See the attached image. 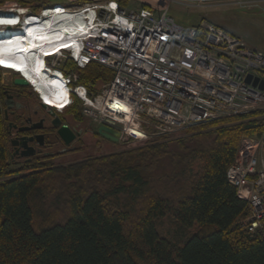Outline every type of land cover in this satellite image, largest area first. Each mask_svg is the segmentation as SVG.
I'll return each mask as SVG.
<instances>
[{"label": "trees", "instance_id": "trees-1", "mask_svg": "<svg viewBox=\"0 0 264 264\" xmlns=\"http://www.w3.org/2000/svg\"><path fill=\"white\" fill-rule=\"evenodd\" d=\"M119 1L127 6L129 0ZM77 73L74 83L91 89L114 75L96 62ZM12 90L36 97L31 86L0 85V264H264V233L240 226L249 208L227 177L245 136L264 144V112L229 119L173 146L153 144L47 170L34 157L24 161L36 160L33 167L10 169L4 108ZM65 111L84 121L80 99ZM62 207L68 215L57 220ZM167 215L196 231L183 242L161 235L157 221Z\"/></svg>", "mask_w": 264, "mask_h": 264}, {"label": "built area", "instance_id": "built-area-1", "mask_svg": "<svg viewBox=\"0 0 264 264\" xmlns=\"http://www.w3.org/2000/svg\"><path fill=\"white\" fill-rule=\"evenodd\" d=\"M52 6L56 9L59 4ZM62 7L75 12L94 9L95 26L80 35L79 57L73 48L45 54V69L62 75L70 89V105L80 99L82 117L96 133L105 125L119 133L118 141L141 142L264 110V88H260L264 52L248 47L224 27L210 22L185 26L170 17L167 9H135L118 0ZM70 60L72 66H68ZM91 62L114 72L95 89L74 83L79 78L77 68ZM249 74L251 82L246 80ZM255 77L260 79L256 85ZM31 83L41 106L43 94ZM227 177L249 208L240 226L249 233H264L263 138L242 139Z\"/></svg>", "mask_w": 264, "mask_h": 264}, {"label": "rangeland", "instance_id": "rangeland-1", "mask_svg": "<svg viewBox=\"0 0 264 264\" xmlns=\"http://www.w3.org/2000/svg\"><path fill=\"white\" fill-rule=\"evenodd\" d=\"M59 1L57 0H0V12H21L22 15L26 14H40L45 8L48 6H52ZM130 2V1H128ZM92 3V2H89ZM69 7H73L75 5H79L77 1H68L67 2ZM86 4V3H84ZM83 5V4H82ZM162 7L166 6V2H162ZM129 7L138 9L141 7V4L138 0L131 1L129 4ZM154 7V6H153ZM156 8V7H154ZM158 9V8H156ZM167 9V14L172 17L176 22L183 24L185 26H192L193 24L197 23L198 21L202 20L203 17L217 21L219 17H223V15L226 13L224 8L221 7H201V6H187L179 2H169V6ZM165 10V9H161ZM237 16H251L254 17L257 16L255 13H246L243 10L236 11ZM263 17H260L262 20H264ZM206 19V20H207ZM12 29H7V27H3L0 29L3 30H19L21 29V25L18 26H12ZM253 26H247L249 28L250 33L248 34L249 40L252 43V41L257 48L264 50V26L260 27L256 30V28H252ZM256 30V31H255ZM260 33H259V31ZM2 67V68H1ZM4 68V69H3ZM17 70H13L11 68H6V66H3L0 63V85L6 86V87H14V80L18 76L17 73H15ZM103 83H100L99 86H101ZM13 91V90H12ZM17 99H21L18 97L17 92H11ZM21 95V94H20ZM36 95V94H35ZM23 97L24 101H26L29 106L32 109L40 110L48 113V109H43L38 103L36 102L37 96L34 98L33 95L29 94L27 92L23 93L21 95ZM54 104V103H51ZM65 111V110H64ZM63 111V112H64ZM57 115L61 117V119H66V123H68L71 127L77 128V129H83V133L81 136H79L75 141H73L69 145V149L66 152L59 153L57 150L62 148L60 146L58 149H54L55 154L51 157H37V161L41 160L46 164L44 169H50L53 167H60L65 165H70L72 163H77L81 161H87L92 160L97 157L101 156H109L113 154H117L120 152H128V151H135L139 150L143 147H146L148 145L153 144H168L170 146H173V144L178 143V141L183 139H188L192 135H197L204 132H210L214 129H217L218 127H221L222 125H227L231 121L229 119H234L236 117L243 116L245 114H254L256 112H248V113H238L234 114L230 117L218 119L215 121H210L208 123H203L196 125L192 128L178 131V132H171L163 135H155L150 137L147 140L141 141V142H131V141H113L110 139H107L99 134L96 133V131H93L91 124L84 120L79 121L74 119L73 116L69 114H65L63 112L55 111ZM66 112V111H65ZM261 112H264L262 110ZM62 113V114H61ZM264 116V114H263ZM228 120V121H227ZM64 122V121H63ZM202 125H208L203 128ZM198 126V127H197ZM245 137H254L257 139H261V137L257 136H245ZM11 147V146H10ZM36 159V158H35ZM37 161L31 162V163H25L23 160L19 161H13L11 160V166H9L10 169L12 168H20L24 170L28 167H33V165H37ZM172 185V183H170ZM159 188L162 189L159 185ZM57 220H61L62 218L66 217L68 215L66 208L62 207V212L56 213ZM157 228L161 235L166 236L173 241H185L193 232L196 231V228H182L176 219L172 215H167L157 221Z\"/></svg>", "mask_w": 264, "mask_h": 264}, {"label": "bare ground", "instance_id": "bare-ground-1", "mask_svg": "<svg viewBox=\"0 0 264 264\" xmlns=\"http://www.w3.org/2000/svg\"><path fill=\"white\" fill-rule=\"evenodd\" d=\"M0 14L2 18H14L18 21L12 25L0 24V28L22 26L19 30L0 29V63L6 68L22 72L34 82L42 92L46 105L58 109L67 108L71 103L70 89L66 87L60 73L51 75L46 71L44 57L45 54H58L71 48L79 57L80 35L95 26V10L89 7L75 12L59 5L56 9L55 6L51 10L45 8L38 15H22L21 12ZM10 64L17 65V68L7 66Z\"/></svg>", "mask_w": 264, "mask_h": 264}, {"label": "flooded vegetation", "instance_id": "flooded-vegetation-1", "mask_svg": "<svg viewBox=\"0 0 264 264\" xmlns=\"http://www.w3.org/2000/svg\"><path fill=\"white\" fill-rule=\"evenodd\" d=\"M13 95V94H12ZM17 99L13 95V100L11 99L12 105L7 108L5 104L4 113L7 122V129L9 135V141L11 144L12 140H19L17 146L11 145V158L13 161H30L34 157H51L55 154L54 149H58L60 146L62 148L58 149L59 153L66 152L69 149V145H65L64 142L57 136L56 129L52 126V120L54 116L53 113L49 114L44 111L32 109L29 104L24 101L23 97L18 94ZM51 105V104H50ZM32 119L31 121L29 119ZM41 119H45L42 128H35L29 130H19L20 127H29L32 123L39 122ZM44 135V145L40 146L37 140V135ZM22 137H33L32 140H27L28 144L36 149V153L29 157L21 156L22 148L20 144L22 142Z\"/></svg>", "mask_w": 264, "mask_h": 264}, {"label": "crops", "instance_id": "crops-1", "mask_svg": "<svg viewBox=\"0 0 264 264\" xmlns=\"http://www.w3.org/2000/svg\"><path fill=\"white\" fill-rule=\"evenodd\" d=\"M59 1L56 4L59 5H68V1H80V0H57ZM92 3H107L108 1L111 0H89ZM119 1V0H118ZM127 6L131 3V1L134 0H129ZM141 4V7L143 5L147 6H154L158 8L159 10L161 9H166L169 6V2H179L187 6H201V7H221L224 8L225 14L223 17H219L218 20L213 21L209 20L205 17L202 18V20L198 21L197 23L193 24L192 26L199 25L203 22H210V23H215L219 26L224 27L228 31L238 35L241 37V39L244 41V43L250 47V48H255L257 50H260L264 52V50L257 48L254 44L253 41L252 43L250 42L248 38V34L250 33L249 28L247 26H253L252 28H256V30L260 27L264 26V20H262L260 17H263L264 15V0H138ZM166 2V6L162 7V2ZM243 10L246 13H255L257 14L256 17L253 15L251 16H237L236 11ZM207 19V20H206ZM255 30V31H256ZM259 31V30H258ZM260 33V31H259Z\"/></svg>", "mask_w": 264, "mask_h": 264}, {"label": "water", "instance_id": "water-1", "mask_svg": "<svg viewBox=\"0 0 264 264\" xmlns=\"http://www.w3.org/2000/svg\"><path fill=\"white\" fill-rule=\"evenodd\" d=\"M26 25H29V24L27 23ZM12 28H13L12 26L7 27V29H12ZM1 37L2 36H0V39ZM16 73L18 74V76L14 80L15 85L17 86H31L32 85L30 79H28L26 75L18 71H16ZM252 78L253 76L249 74L246 79L247 82H251ZM258 81H260L259 77H255L254 82H253L254 85H256ZM260 88H264V80L260 81ZM11 99L13 100V95L7 92V95L5 98V104L7 108H10L11 107L10 105H12ZM41 107H43V109H48L49 114L53 113L52 115L54 116V118L51 122L52 126L56 129L57 136L64 142L65 145H70L73 141H75L79 136L82 135L83 129L73 128L68 123H64L61 117L57 115V113L55 112L56 110L54 108L49 107L43 102H41ZM29 120L31 121L32 119L30 118ZM44 120L45 119H41L39 122L32 123V125L29 127H20L19 130L22 131V130H29V129H35V128H38V129L42 128ZM97 133L113 141L119 140V133L105 125L99 126ZM32 139L33 137H22V142L20 144V148H22L21 156L30 158L36 153V149L33 146L29 145L27 141V140H32ZM37 140L40 146L44 145V135L43 134L37 135ZM18 143H19V140L11 141V145L13 146H17Z\"/></svg>", "mask_w": 264, "mask_h": 264}, {"label": "snow or ice", "instance_id": "snow-or-ice-1", "mask_svg": "<svg viewBox=\"0 0 264 264\" xmlns=\"http://www.w3.org/2000/svg\"><path fill=\"white\" fill-rule=\"evenodd\" d=\"M112 7L114 8L115 5H112ZM18 21L14 18L12 19H9V18H2V14H0V24H4V25H12V24H16ZM9 67H12V68H17V65L15 64H10V65H7ZM22 70V69H20Z\"/></svg>", "mask_w": 264, "mask_h": 264}]
</instances>
